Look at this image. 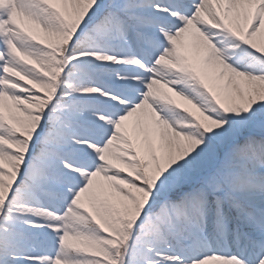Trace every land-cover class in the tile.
<instances>
[{
    "label": "snow or ice",
    "instance_id": "1",
    "mask_svg": "<svg viewBox=\"0 0 264 264\" xmlns=\"http://www.w3.org/2000/svg\"><path fill=\"white\" fill-rule=\"evenodd\" d=\"M0 264H264V0H0Z\"/></svg>",
    "mask_w": 264,
    "mask_h": 264
}]
</instances>
